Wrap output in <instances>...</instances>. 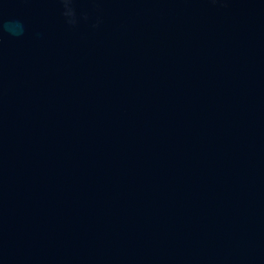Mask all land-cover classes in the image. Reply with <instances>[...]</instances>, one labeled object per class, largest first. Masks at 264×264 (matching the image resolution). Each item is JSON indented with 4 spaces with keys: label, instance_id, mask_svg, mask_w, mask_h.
Instances as JSON below:
<instances>
[{
    "label": "water",
    "instance_id": "1",
    "mask_svg": "<svg viewBox=\"0 0 264 264\" xmlns=\"http://www.w3.org/2000/svg\"><path fill=\"white\" fill-rule=\"evenodd\" d=\"M0 264H264V0H0Z\"/></svg>",
    "mask_w": 264,
    "mask_h": 264
},
{
    "label": "clouds",
    "instance_id": "2",
    "mask_svg": "<svg viewBox=\"0 0 264 264\" xmlns=\"http://www.w3.org/2000/svg\"><path fill=\"white\" fill-rule=\"evenodd\" d=\"M6 27L11 31L12 30V26L11 25H6Z\"/></svg>",
    "mask_w": 264,
    "mask_h": 264
}]
</instances>
